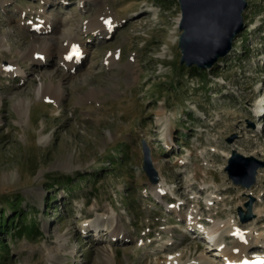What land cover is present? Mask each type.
Masks as SVG:
<instances>
[{
    "label": "rangeland",
    "instance_id": "rangeland-1",
    "mask_svg": "<svg viewBox=\"0 0 264 264\" xmlns=\"http://www.w3.org/2000/svg\"><path fill=\"white\" fill-rule=\"evenodd\" d=\"M100 1L0 2V213L13 217L16 197L21 225L34 221L24 232L16 217L7 231L0 226V264H195L205 250L183 238L187 225L139 191L153 187L142 170L143 142L157 186L170 197L195 195L183 210L204 223H239L238 207L246 210L244 202L256 198V216L241 224L264 241V165L248 188L232 183L226 170L233 150L264 162V0H245L231 49L209 67L181 60L179 0ZM40 10L54 24L36 33V42L75 36L86 51L79 66L23 57L35 32L26 28ZM97 12L116 18L110 38L84 28ZM7 62L13 72H4ZM44 83L55 97L42 96ZM168 140L172 149L163 147ZM202 181L208 189L200 194ZM210 191L215 202L205 207ZM102 219L131 236L110 243L107 226L103 234L91 226ZM105 250L113 252L108 261ZM212 252L204 253L211 259ZM169 253L175 256L165 259Z\"/></svg>",
    "mask_w": 264,
    "mask_h": 264
},
{
    "label": "water",
    "instance_id": "water-1",
    "mask_svg": "<svg viewBox=\"0 0 264 264\" xmlns=\"http://www.w3.org/2000/svg\"><path fill=\"white\" fill-rule=\"evenodd\" d=\"M181 8L179 47L182 62L197 67H209L219 56L226 55L231 49L234 35L242 25L241 12L246 6L245 0H179ZM232 138L229 139V141ZM142 168L151 182L158 180L156 170L152 167L148 146L143 142ZM243 159V160H242ZM243 161V162H242ZM226 166L228 177L234 184L250 187L256 179V172L264 162L254 158H244L232 151ZM254 197L244 203V212L238 207L241 221L253 217L251 213Z\"/></svg>",
    "mask_w": 264,
    "mask_h": 264
},
{
    "label": "bare ground",
    "instance_id": "bare-ground-1",
    "mask_svg": "<svg viewBox=\"0 0 264 264\" xmlns=\"http://www.w3.org/2000/svg\"><path fill=\"white\" fill-rule=\"evenodd\" d=\"M5 1L6 0H0L1 3L5 2ZM92 1L95 2V4H100L101 3L100 0H92ZM38 14H39V16H38L39 20L36 22L37 23V28H36L35 31H37V33L48 32V30L53 27L54 20H52L50 15L49 14L47 15L44 11L40 12ZM106 18H110V22L109 23L105 22ZM177 21H178V19H177ZM22 23L26 24L27 22L23 21ZM32 25L33 24L29 25V27H32ZM114 27H115V20L110 14L105 13V12H97V15L95 17H93L92 20H90L87 23V25H85L84 28L86 30H90V31H97V32H99L100 36H102V35L105 36L107 34H110L111 30ZM32 37H33V42L29 45L28 50L26 51V53L23 56L24 58L36 59V58H39L40 55H42V60H44V62H45V60L48 57H53L54 56L56 58L57 62L60 64V66H63L65 68H73L74 65H76L75 60L66 61V59L64 58L66 56L68 50H69V46L71 44H73V43H78L75 36L74 37L73 36L72 37L68 36L69 38H67V39H60V37H58V36H50L49 35V36H46V37L44 36V39L40 40L38 42H36V40H35V38H37L36 34H33ZM2 41H3V38L1 37L0 38V47L3 45ZM42 60L40 61L41 63L43 62ZM9 64H11V62L5 63V65H8V66H9ZM17 64L20 65L19 62H17ZM127 68H128V74L132 75V71H130V69L132 67H128L127 66ZM3 69H4V72H9L10 71V68L5 67V66L3 67ZM6 74L10 75V73H6ZM41 94H42V96H44L46 98L47 97L48 98L49 97L53 98V97H55L56 90L54 89V87L52 88L50 84L44 83V86L41 89ZM19 104H20V110H25V105H26L25 100H20ZM156 166H157V164H156ZM259 175H260V172H259ZM159 185H161V183ZM158 187L159 186H157V188ZM187 216L189 217L190 214L187 213ZM222 220L214 221L213 225L208 227L205 230L206 233H207V236H208V240L207 241H210V243H211L210 246H206V247H211V249H215V246L217 244L220 245V244L223 243L222 239H221V235H222L221 233H219L220 234L219 238L221 240H219V238L217 239V233L221 232V230H223L224 232L228 231V233H230V231H233V230L236 229L237 226L234 223L233 224L230 223V221H231L230 219L223 220V221ZM105 223H107V224L104 225ZM91 225L94 226L95 230H97L98 233H100V231H101V234H103V230H104L103 228L105 226H107L106 227V229H107L106 232H108L110 234V236H115L116 238L124 237L126 239L129 236L126 233L128 231L126 230V232H125L123 227L119 226V224L118 225H113V223H110V222L106 221L105 219L104 220L102 219V221L96 220ZM226 228H227V230H226ZM235 231L244 233L245 237L249 241H251L252 245H255L256 242L260 241V234H257V235L254 236V235L249 234L246 231H242L240 229H237ZM232 242H234V241H232ZM234 246H237L239 248V252L238 253H232L230 247L224 246L223 249L220 252H216L215 253V255L217 253L220 254L221 257H219L218 259L215 258L218 254L214 258L208 259L207 255L204 252H201V254H199L196 257L197 260L195 261V264H204L203 261H207L209 263H215L216 262V264H218V262L221 263V258H226L227 260H230V261H240V259L242 258L243 254H244V251H245V249H246V247L248 245L241 244V243H238V242L235 241L234 242ZM253 251H257V250L255 249ZM112 254H113V252L111 253V251L105 250L104 253H103L104 259H106L107 261L110 260V258L112 257ZM170 260H171L170 264H174V259L172 258ZM223 261H224V259H223ZM187 263L189 264V261ZM187 263L182 261L181 264H187Z\"/></svg>",
    "mask_w": 264,
    "mask_h": 264
},
{
    "label": "trees",
    "instance_id": "trees-1",
    "mask_svg": "<svg viewBox=\"0 0 264 264\" xmlns=\"http://www.w3.org/2000/svg\"><path fill=\"white\" fill-rule=\"evenodd\" d=\"M17 201H18V199H16V197L14 198L13 201L12 200L10 201V205H11L12 210L16 211L13 217H11L10 219L4 220V217H5L6 214L4 215V212L0 213V226L2 227V224H3V228H5V231H7L6 226L8 227V226H13L14 225L12 223V220L15 217L19 220V225L22 224V218H23L22 216H24V212L22 211L21 208L20 209H16L18 207L19 203H20V201H18V202ZM33 222H31V223L26 222L23 225H21L20 226L21 231H23V232L27 231L30 226L34 225V224H32ZM17 224H18V221H17Z\"/></svg>",
    "mask_w": 264,
    "mask_h": 264
}]
</instances>
